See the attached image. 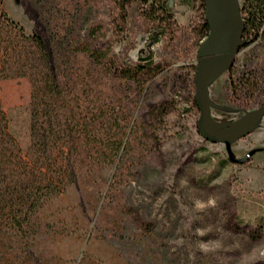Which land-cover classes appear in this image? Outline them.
Masks as SVG:
<instances>
[{"label":"rangeland","instance_id":"1","mask_svg":"<svg viewBox=\"0 0 264 264\" xmlns=\"http://www.w3.org/2000/svg\"><path fill=\"white\" fill-rule=\"evenodd\" d=\"M166 1L173 17L158 27L145 21L139 2L0 0L27 34L57 40L71 29L85 36L97 25L91 39L117 63L148 59L160 69L143 91L107 74V98L115 97L117 110L131 115L126 150L115 165L83 170L43 208L34 237L40 264H264V116L257 130L232 146L240 161L233 162L223 144L203 138L191 79L206 10L201 0ZM209 90L222 106L212 109L220 122L264 104V40L242 47ZM0 99L26 147L29 79L0 81ZM149 110L154 115L144 122ZM12 242L1 239L0 264H37L25 243Z\"/></svg>","mask_w":264,"mask_h":264},{"label":"trees","instance_id":"2","mask_svg":"<svg viewBox=\"0 0 264 264\" xmlns=\"http://www.w3.org/2000/svg\"><path fill=\"white\" fill-rule=\"evenodd\" d=\"M124 1V7L139 2L145 21L158 27L173 17L166 0ZM201 7L206 10L205 0H201ZM241 11V48L263 41L264 0H243ZM99 30L93 25L85 36L80 29H71L57 40L45 39L27 34L0 4V81L27 78L31 86L26 147L14 136L0 99V244L4 237L12 238L16 246L25 243L37 264L34 237L43 208L76 184L83 170L115 165L126 150L131 115L117 110L115 97L107 98V74L113 82L143 91L160 71L148 59L133 65L117 63L104 46L95 43ZM209 32L203 16L197 32L199 40ZM193 69L191 83L195 89L197 65ZM242 85V79L236 80L235 94ZM153 115L149 110L142 119L147 122Z\"/></svg>","mask_w":264,"mask_h":264},{"label":"water","instance_id":"3","mask_svg":"<svg viewBox=\"0 0 264 264\" xmlns=\"http://www.w3.org/2000/svg\"><path fill=\"white\" fill-rule=\"evenodd\" d=\"M205 5L210 32L198 50L194 77L195 98L200 110L198 129L207 141L223 144L229 158L237 162L240 160L234 157L232 146L261 126L264 104L234 122H220L213 117L212 109H222V106L211 99L209 88L233 66L244 43V19L239 0H205Z\"/></svg>","mask_w":264,"mask_h":264}]
</instances>
